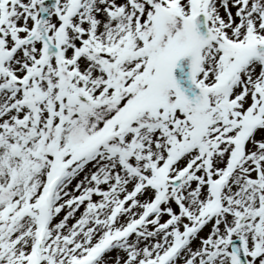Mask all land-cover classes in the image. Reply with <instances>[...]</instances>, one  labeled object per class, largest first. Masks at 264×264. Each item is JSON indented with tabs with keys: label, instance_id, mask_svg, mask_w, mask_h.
<instances>
[{
	"label": "snow or ice",
	"instance_id": "6c2138e0",
	"mask_svg": "<svg viewBox=\"0 0 264 264\" xmlns=\"http://www.w3.org/2000/svg\"><path fill=\"white\" fill-rule=\"evenodd\" d=\"M0 264H264V0H0Z\"/></svg>",
	"mask_w": 264,
	"mask_h": 264
}]
</instances>
